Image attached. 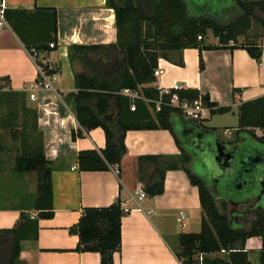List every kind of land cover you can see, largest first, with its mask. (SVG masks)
Returning a JSON list of instances; mask_svg holds the SVG:
<instances>
[{
	"label": "crops",
	"instance_id": "obj_1",
	"mask_svg": "<svg viewBox=\"0 0 264 264\" xmlns=\"http://www.w3.org/2000/svg\"><path fill=\"white\" fill-rule=\"evenodd\" d=\"M2 6L58 9V43L54 50L44 53V61L61 67L52 80L53 88H44L38 81L39 69L30 52L8 24L0 29V77L10 78L11 87L23 92L28 107L37 111V128L33 127V131L38 136L42 132L44 154L53 165L54 215L39 220L36 238L22 241L15 264H100L99 253L75 251L79 236L69 229L78 223L85 207L108 206L119 197L128 213L123 217L122 250L115 253V264H182L168 238L174 233L167 224L168 219L172 214L178 213V218L184 213L186 222H180L182 227H201L202 222L199 188L192 184L185 165L166 172L163 194L152 197L146 193V197L137 199L139 192L145 191L144 182L139 178V157L163 155L173 160L182 157V149L169 129H130L125 133L127 151L120 165L96 171L79 169V153L104 149L107 138L102 127L73 138V131L84 129L76 118L73 102L66 100V96L78 91L76 71L85 69L70 60L69 46L116 42L115 10L107 5V0H0V8ZM238 39L230 40L224 47L215 35L212 41L204 39L198 48H185L173 57L160 58L158 66L164 73L156 76L150 86L165 91L178 83L183 89H196L201 95H208L220 106L231 107L230 111L234 108L239 111L243 101L264 95V36L261 41L244 44ZM208 45L219 47L206 48ZM246 45L261 48L259 60L243 48ZM201 54L203 69L200 68ZM181 58L183 64L178 63ZM136 92L138 98H143ZM31 94H35V98H31ZM150 110L153 115L157 112L152 107ZM220 114L211 111L199 126L218 130L211 120ZM108 116L106 119L110 122L116 118L114 114ZM18 131L0 129V229L14 227L22 213L32 219L39 213L35 206L37 187L36 190L30 187L31 172L21 173L16 169L17 157L24 150L21 129ZM7 142L19 143L12 166L10 155L8 159L2 157L4 152L10 151ZM151 170L152 166L145 164L146 175ZM261 246L260 237L247 240L246 249L252 264H260Z\"/></svg>",
	"mask_w": 264,
	"mask_h": 264
},
{
	"label": "trees",
	"instance_id": "obj_2",
	"mask_svg": "<svg viewBox=\"0 0 264 264\" xmlns=\"http://www.w3.org/2000/svg\"><path fill=\"white\" fill-rule=\"evenodd\" d=\"M245 14L236 18L229 25H222L210 15H204L199 9L191 11L186 0H107V5L115 10L117 41L110 44L71 45L69 57L80 64L85 71H76L77 92H70L66 100L72 101L80 126L73 138L84 136L85 132L102 127L106 133L107 145L101 150H84L78 155L80 170H106L110 166L120 165L127 148L125 133L130 129H169L180 148L184 151L173 121H178L180 110L163 104L161 110L152 114L150 107L156 109V101L169 102L171 94L150 86L156 81L155 70L160 58H170L185 48L200 47L208 29L226 46L230 40H237L238 35L252 26V19L260 22L264 29V17H257L254 7L264 11V0L251 2L237 0ZM8 25L29 52H38L37 64L48 74H57L61 67L51 66L44 61V53L54 50L50 44L58 43V9L50 6L27 8H5ZM202 36L199 39L198 36ZM219 46L208 45L206 48ZM243 48L257 60L261 48L246 45ZM183 64L182 58L178 60ZM200 68H204L202 54ZM38 81L42 77L38 75ZM130 89L138 91L144 98H131L122 93ZM63 95V93L60 92ZM180 97L196 99L201 94L196 89L179 91ZM204 101L212 107V113H226L229 106H220L212 102L208 95H202ZM135 105L136 109L132 110ZM8 111L5 112L4 108ZM109 114L115 120L106 119ZM29 116L33 127L37 128V111L28 107L25 94L15 91L10 85V78L0 77V129H9L21 136L27 129ZM239 131H250L255 136L256 129L264 130V95L243 101L238 111ZM18 131V132H17ZM264 142V135L257 136ZM39 141L24 147L17 157V171L34 172L37 177V198L35 206L38 217L32 219L22 213L21 219L12 228L0 229V264H15L22 241L36 238L39 220L54 215L52 171L43 148L42 132ZM25 146V142H23ZM1 152V144H0ZM183 153L181 159L188 161ZM139 178L144 182V190L155 197L164 193L166 172L180 167L173 159L163 155H144L139 157ZM145 164L152 166L146 175ZM184 166V165H183ZM192 184L198 186L202 208L201 229L198 232H181L178 236V249L174 252L182 264H252L246 249L247 240L260 237V264H264V212L258 213L249 227L232 225L229 215L217 205L204 181L184 167ZM128 210L123 207L119 197L108 206H89L83 209L75 225L70 227L72 234L79 236L75 251L97 252L100 264H115L114 255L122 250V221ZM226 252L227 257H212V254Z\"/></svg>",
	"mask_w": 264,
	"mask_h": 264
},
{
	"label": "flooded vegetation",
	"instance_id": "obj_3",
	"mask_svg": "<svg viewBox=\"0 0 264 264\" xmlns=\"http://www.w3.org/2000/svg\"><path fill=\"white\" fill-rule=\"evenodd\" d=\"M197 1V8L204 15L216 19L228 18L240 11L238 17L245 14L237 0ZM254 13L264 17L259 6L254 7ZM180 116V122H173L176 131L181 127V132L177 133L184 147L182 155L185 153L189 157L185 162L189 165L185 167L204 181L221 210L226 203L224 210L231 224L245 227L247 220L264 212V142L257 137L264 134L255 132V136L247 130L237 131L234 136L227 133L230 139L223 140L217 129H206L199 126L201 121ZM218 142L221 143L219 147ZM219 148L222 150L220 155ZM227 155H231L232 160H226ZM217 156L218 160L215 159ZM196 167H201L203 173L197 174Z\"/></svg>",
	"mask_w": 264,
	"mask_h": 264
},
{
	"label": "rangeland",
	"instance_id": "obj_4",
	"mask_svg": "<svg viewBox=\"0 0 264 264\" xmlns=\"http://www.w3.org/2000/svg\"><path fill=\"white\" fill-rule=\"evenodd\" d=\"M189 4V7L191 8V11H195V8L197 6V4L199 3L197 0H186ZM247 1H251V2H256L259 0H247ZM200 11V10H199ZM202 13V11H200ZM240 13H236L235 15L229 16L228 18H219L218 23L222 24V25H229L230 23H232L233 21H235L236 18H238ZM215 36V34L213 33V31L211 29H208L206 34L204 35V39L206 41H212L213 37ZM264 36V29L261 26L260 22L257 21L256 19H252V26L250 29H248L246 32H242L238 35V41L242 44L247 43L249 41H261L262 38ZM174 53H171L170 56L173 57ZM4 111L7 112L8 108L5 107ZM29 123L27 126V129L24 131L23 136H21V139L23 140V142H25V146L23 147H29L30 145H34V143H36L37 141H39L38 139V135L35 134V132L33 131V119L31 116H29ZM212 124H216V126L218 127V132L221 136V138L223 140H227L230 139V137L227 136V133L230 132V134L232 136H234L236 134V127L238 126V108H234L232 111H229L228 113L225 114H220L217 116H213L212 120H211ZM177 132H181V127H177ZM259 132L260 134H264V130L260 131H256ZM7 144L10 146L9 147V153L4 152V154L2 155L3 158H7L10 155V164L11 166L14 165L15 162V156L18 153L17 148L19 149V143L16 142L15 144L11 143V142H7ZM22 144V143H21ZM173 162L179 164V165H186L188 166V163L183 162V160L181 158L177 159V160H173ZM195 172L197 174H202L203 173V169L201 167H196ZM36 174L33 172L30 173V187L36 190ZM177 214H172L170 216V218L168 219V226L170 229L173 230V234L169 235V241L170 243L178 249V236L181 232H183V230H190L191 232H198L200 231L201 227H193V226H185L182 227V224L180 222L177 221ZM255 218V216L251 217L249 220H247L245 222V227H249L251 221ZM184 222H186V219L184 220ZM197 230V231H196ZM219 256V257H227V253L226 252H220V253H216V255L212 256Z\"/></svg>",
	"mask_w": 264,
	"mask_h": 264
},
{
	"label": "built area",
	"instance_id": "obj_5",
	"mask_svg": "<svg viewBox=\"0 0 264 264\" xmlns=\"http://www.w3.org/2000/svg\"><path fill=\"white\" fill-rule=\"evenodd\" d=\"M5 7H1L0 8V29L8 24L5 18ZM199 39H202V36H198ZM51 48H55L57 46V44L55 42L50 44ZM31 57L34 59V61L36 62V65L38 66L39 69V75L42 77V82L41 85L44 88H53L52 86V80L56 77V74H48L47 71L41 66L37 64V60L36 58L38 57V52L34 51V52H30ZM164 71L162 69V67H157L155 70V76H158L160 74H163ZM183 90L182 85L175 83L173 85V87H171L170 89H167L165 91H161V94H171V98L169 102H163L162 98L156 101V110L159 111L161 110V107L163 104H167L170 105L172 107L178 108L180 110V113L186 117L189 118L191 120H196V121H204L206 120L209 115L211 114L212 111V107L210 105H208L204 99L202 98V95H200L198 98L196 99H188V98H181L179 91ZM123 94L131 97V98H138L139 95L136 91H132L130 89H125L123 90ZM31 98H35V94H31ZM144 98V97H143ZM146 101L150 102V99L144 98ZM132 109L135 110L136 106L133 105ZM147 194L145 191L141 190L137 196V199L141 200L144 197H146ZM185 214L182 213L177 220L179 222H183L185 219Z\"/></svg>",
	"mask_w": 264,
	"mask_h": 264
},
{
	"label": "water",
	"instance_id": "obj_6",
	"mask_svg": "<svg viewBox=\"0 0 264 264\" xmlns=\"http://www.w3.org/2000/svg\"><path fill=\"white\" fill-rule=\"evenodd\" d=\"M108 119H111V116H108L107 117ZM218 144V147L221 145V143L220 142H218L217 143ZM219 152H218V155H220L221 153H222V150L219 148V150H218ZM215 159L216 160H218V156L217 157H215ZM226 160H232V157H231V155H227V159ZM217 163V162H216ZM218 164V163H217ZM264 171V170H263Z\"/></svg>",
	"mask_w": 264,
	"mask_h": 264
}]
</instances>
